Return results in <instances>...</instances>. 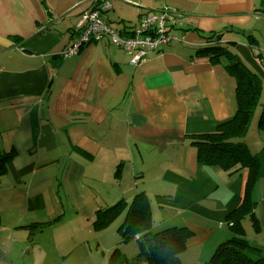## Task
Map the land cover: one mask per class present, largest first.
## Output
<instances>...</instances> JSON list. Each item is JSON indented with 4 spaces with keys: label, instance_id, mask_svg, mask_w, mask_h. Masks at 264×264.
<instances>
[{
    "label": "crops",
    "instance_id": "1",
    "mask_svg": "<svg viewBox=\"0 0 264 264\" xmlns=\"http://www.w3.org/2000/svg\"><path fill=\"white\" fill-rule=\"evenodd\" d=\"M98 2L111 5L103 17L122 33L169 9L178 40L136 67L109 36L66 56L95 0H0V147L14 152L0 180V264H64L79 243L92 250L100 236L91 225L112 188L115 203L146 193L153 230L187 228L183 264L193 257L207 264L230 238L227 216L243 204L249 172L206 167L191 144V136L233 119L239 104L237 80L202 53L204 35L235 42L234 52L264 82V55L257 54L264 52V0ZM257 124L251 139L261 171L250 196L262 226L253 246L264 253V134ZM70 221L75 229L61 230ZM45 232L51 247L41 252Z\"/></svg>",
    "mask_w": 264,
    "mask_h": 264
},
{
    "label": "trees",
    "instance_id": "2",
    "mask_svg": "<svg viewBox=\"0 0 264 264\" xmlns=\"http://www.w3.org/2000/svg\"><path fill=\"white\" fill-rule=\"evenodd\" d=\"M223 35H204L208 45L202 53L211 64L223 65L237 80L238 111L233 119L220 124L215 132L191 136L190 140L198 149V160L204 166L218 167L230 175L248 171L249 180L243 204L227 216L230 238L218 246L207 264H264L263 250L248 241L244 227L249 222L256 233L262 230L256 213L257 204L250 196L261 171V161L250 150L245 137L259 106L261 110L257 127L264 134V103L261 104L263 79L234 52L235 42L223 43ZM249 39L251 43H256L253 36ZM13 159L14 152L7 153L0 147V180L9 172V164ZM262 203L264 207V195ZM122 215L125 218L120 227L123 242H139L140 251L133 260L119 256L114 251L109 256L108 264H183L181 255L186 251L192 233L187 228L154 231L150 199L146 193H138L132 203L121 200L116 205L100 210L94 222L95 230H105Z\"/></svg>",
    "mask_w": 264,
    "mask_h": 264
},
{
    "label": "built area",
    "instance_id": "3",
    "mask_svg": "<svg viewBox=\"0 0 264 264\" xmlns=\"http://www.w3.org/2000/svg\"><path fill=\"white\" fill-rule=\"evenodd\" d=\"M95 3L98 4V0H95ZM110 9V4L103 3L94 8L92 12L85 14L82 26L85 23L86 25L83 28L82 36L75 45L67 50L66 56L78 53L92 41H99L105 36H109L115 46L126 51L131 58L130 64L136 67L144 62L151 53L161 51L166 44L178 40L171 32V24H174L176 19L174 13L169 9L144 15L138 27L123 33L112 28L103 17V13Z\"/></svg>",
    "mask_w": 264,
    "mask_h": 264
},
{
    "label": "rangeland",
    "instance_id": "4",
    "mask_svg": "<svg viewBox=\"0 0 264 264\" xmlns=\"http://www.w3.org/2000/svg\"><path fill=\"white\" fill-rule=\"evenodd\" d=\"M249 38V37H248ZM246 38V39H248ZM262 48L264 49V42L262 45ZM257 54H262V56L264 55V52H261L259 49H257ZM264 65V64H263ZM264 85V82H263ZM264 88V87H263ZM264 98V94L263 97ZM260 110H261V106H259L255 112L254 115V119H253V123L251 124L249 131L247 133V136L245 137L246 139L249 140V147H251L250 149H252L251 151H255L257 149L256 145L257 144H253L252 141V137L254 136V124L258 121V115L260 114ZM252 134V135H251ZM145 183L141 182V188H144ZM147 188H149V192L154 191V193H159L158 195H162L164 193H167V190H160L159 188H157L156 186L154 187V185H149ZM111 194L106 193L105 194V201L104 202H108V204H104L105 209L108 207H111L113 205H116V203L114 202V197L117 193V190L115 188H112ZM136 194V193H135ZM133 194V195H135ZM137 195V194H136ZM135 195V196H136ZM135 196L133 199H131V203L134 201ZM155 200V199H154ZM118 203V202H117ZM156 208V207H155ZM155 219L157 220V216L155 217ZM124 216H119L110 226H108L105 230H99L98 234H99V241L97 242V238L94 237L95 242L92 243L93 247L92 250L88 249L87 247H83V248H79V246L82 243H79L77 245V251L75 250L74 254L72 255L71 259H69L66 263L64 262V264H108V257L111 256V254L115 251L116 253L119 254V256H125L126 258L133 260L136 259V257L139 254L140 251V245L139 242L137 241H129V242H123V238L120 232V227L121 225L124 223ZM160 221V219L158 220ZM94 222L95 220L92 222V225L94 227ZM155 224V223H154ZM80 225H82V222H80ZM156 226H162L160 225L158 222L155 224ZM56 226V225H54ZM46 228L47 232L48 230H50L51 228H53V226H42V227H38L39 231H42V228ZM164 227V226H162ZM246 233L248 234V241L253 245V243H255L254 240V234L255 231L252 227L251 223H245L244 225ZM77 228H80L79 225H77ZM85 228V227H84ZM83 228V229H84ZM75 229V227L73 226V222L70 221L67 225H64L61 227V230H73ZM94 229V228H93ZM45 231V230H44ZM154 231H159L157 228H154ZM45 232L44 235H42L40 237V240L43 242V246H42V251H44V248L47 247V250L49 251V248L51 247V241L48 238V233ZM88 233V230L84 232V235H86ZM39 233L37 232V235ZM61 237H63V234L59 233L58 234V238L60 239ZM100 243L102 244L101 246H97V244ZM40 244H35V245H31L30 248L33 250V248H37V250H35V252L40 251L39 248ZM106 249V250H104ZM76 248V246L73 247V249ZM97 248L99 249V251H97ZM111 248V249H110ZM110 249V252H108L107 250ZM186 259V258H185ZM196 257L193 258H187V261L189 264H195ZM210 261V260H209Z\"/></svg>",
    "mask_w": 264,
    "mask_h": 264
}]
</instances>
